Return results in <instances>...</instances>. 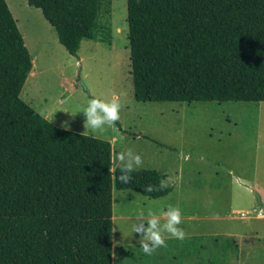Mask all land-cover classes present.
Wrapping results in <instances>:
<instances>
[{
	"label": "trees",
	"instance_id": "1",
	"mask_svg": "<svg viewBox=\"0 0 264 264\" xmlns=\"http://www.w3.org/2000/svg\"><path fill=\"white\" fill-rule=\"evenodd\" d=\"M26 2L69 55L91 37L96 0ZM126 22L135 100L264 101V0H126ZM31 66L0 0V264H121L112 256L113 187L149 198L171 187L150 168H133L122 184L108 140L55 126L22 100ZM178 257L222 264L211 250Z\"/></svg>",
	"mask_w": 264,
	"mask_h": 264
},
{
	"label": "rangeland",
	"instance_id": "2",
	"mask_svg": "<svg viewBox=\"0 0 264 264\" xmlns=\"http://www.w3.org/2000/svg\"><path fill=\"white\" fill-rule=\"evenodd\" d=\"M6 3L32 58L21 99L55 126L66 122L64 129L108 140L112 169L120 166L116 155L128 149L141 156L134 169H156L171 187L159 198L113 187L112 211L126 206L135 216L175 206L184 234L212 235L188 243L164 239L146 254L138 243L142 233L129 235L121 219V227L112 225L113 262L179 264L182 252L211 250L222 264H264V212L255 197L257 191L264 202V101L135 100L126 0H96L91 37L79 39L76 56L58 42L38 8L26 0ZM114 96L119 118L103 130L85 129L78 110L90 98Z\"/></svg>",
	"mask_w": 264,
	"mask_h": 264
},
{
	"label": "clouds",
	"instance_id": "3",
	"mask_svg": "<svg viewBox=\"0 0 264 264\" xmlns=\"http://www.w3.org/2000/svg\"><path fill=\"white\" fill-rule=\"evenodd\" d=\"M120 103L117 97H113L109 101L97 98H90L87 104L78 111H83L85 120L83 121L85 129L103 130L105 125L110 126L112 122L119 118ZM67 112V111H65ZM69 113V112H67ZM70 114V113H69ZM64 128L68 125L62 122ZM116 160L120 162V174L116 177L122 184H127L131 179V172L134 166L141 164V156L126 149L122 153L116 155ZM146 191H151V185L146 186ZM166 216L164 223L158 227V218L150 209L137 212L136 215L127 219L124 227L129 235L132 233H142L139 237V247L146 254H151L156 247L164 245V239L161 233L167 232L177 239L184 236L183 230L177 225L180 222V210L175 206H168L165 212L161 213ZM141 220L137 225L134 221ZM146 221V224L144 223Z\"/></svg>",
	"mask_w": 264,
	"mask_h": 264
},
{
	"label": "crops",
	"instance_id": "4",
	"mask_svg": "<svg viewBox=\"0 0 264 264\" xmlns=\"http://www.w3.org/2000/svg\"><path fill=\"white\" fill-rule=\"evenodd\" d=\"M124 209V210H123ZM126 206H122V207H120L118 210H114L113 209V211H112V225L114 224V223H116L118 226L120 225V223L118 222V220H121V219H128V218H132V217H134V214L133 215H131V214H127L126 213ZM166 211V208H162V209H160V211H157V212H152L153 214H155L156 216H157V218H158V227H160L163 223H164V221L166 220V216L165 215H162L161 213L162 212H165ZM182 214L180 213V218H182V216H181ZM140 222H141V220H139ZM146 221H144V223H145ZM196 223V222H195ZM146 224V223H145ZM120 227H121V225H120ZM123 227V226H122ZM177 227L179 228L180 227V225L178 224L177 225ZM161 235H162V238L163 239H168V242H173L172 240H175L176 241V237H174V236H172L171 234H169V233H167V232H163V233H161ZM193 236H195L194 234H184V236L183 237H193ZM176 242H178V241H176ZM179 242H182V241H179ZM175 243V242H174Z\"/></svg>",
	"mask_w": 264,
	"mask_h": 264
},
{
	"label": "water",
	"instance_id": "5",
	"mask_svg": "<svg viewBox=\"0 0 264 264\" xmlns=\"http://www.w3.org/2000/svg\"><path fill=\"white\" fill-rule=\"evenodd\" d=\"M255 197H256L257 203L261 206V210H263L264 212V202L260 199V196L257 193V191H255Z\"/></svg>",
	"mask_w": 264,
	"mask_h": 264
}]
</instances>
